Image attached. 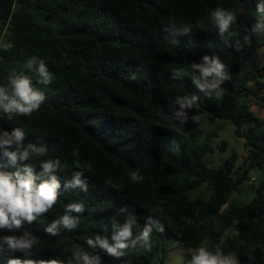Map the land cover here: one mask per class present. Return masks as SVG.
<instances>
[{"label":"trees","instance_id":"obj_1","mask_svg":"<svg viewBox=\"0 0 264 264\" xmlns=\"http://www.w3.org/2000/svg\"><path fill=\"white\" fill-rule=\"evenodd\" d=\"M259 2L0 0V43L13 45L7 51L0 48V86L9 83L12 70L22 71L45 95L30 116L8 120L0 111V129L21 127L27 133L25 144L47 148L43 156L28 161L37 174L42 161L61 162L58 202L32 224L15 233L2 230L0 236L28 231L38 237L32 255L25 257L29 259L67 264L71 249L80 245L98 253L104 264H151L160 251L159 260L164 262L165 243L155 228L151 251L129 249L118 259L86 244L95 234L111 239L113 218L123 223L133 217L135 236L151 217L189 248L210 240L213 252L219 246L225 254L235 253L242 264H264V178L256 186L252 181L255 193L248 202L231 199L255 168L264 171V118L251 104L255 99L264 105V64L255 62L264 34L252 31L254 24L264 22ZM217 7L237 15L223 36L210 20ZM173 21L177 26L192 25L191 34L178 37V44L171 43L173 38L164 31ZM198 21L204 22L203 28L196 26ZM205 55L218 56L230 77L222 84L219 99L207 97L193 84L198 73L191 64ZM34 57L45 61L50 84H40L35 67H28ZM174 72L181 78L174 79ZM177 96L198 97L189 117L201 115L199 124L189 118L181 126L166 118ZM217 119L231 121L235 134L244 138L243 162L234 152L222 165L211 167L204 157L214 152L217 133L188 139L178 131ZM226 144L217 146L222 150ZM78 170L85 172L88 191H65L64 184ZM136 170L144 179L134 183L130 173ZM203 186L211 190L209 197H193L192 192ZM70 203L84 204L82 214L72 213L80 222L51 237L46 227L64 215ZM121 208L127 211L118 212ZM10 258V253L0 254V264ZM181 264H191V258Z\"/></svg>","mask_w":264,"mask_h":264},{"label":"clouds","instance_id":"obj_2","mask_svg":"<svg viewBox=\"0 0 264 264\" xmlns=\"http://www.w3.org/2000/svg\"><path fill=\"white\" fill-rule=\"evenodd\" d=\"M257 10L264 13V0L257 4ZM237 15L234 11L217 7L211 12L210 20L217 29L219 35L223 36L236 21ZM197 27L203 28L204 22L198 21ZM173 38L171 43L178 44L180 36L190 35L192 32L191 24L177 26L172 24L164 29ZM253 33L264 34V22H257L252 27ZM11 43H0V48L7 51L12 48ZM235 47L240 50L239 41ZM29 68L35 67L39 76V83L48 85L51 83L52 76L43 59L33 58L28 63ZM191 67L198 75L194 76L193 84L199 92L207 97L220 98L224 94L222 84L230 77L226 74V66L218 56L202 57L201 62H192ZM173 78H181L180 72H174ZM9 83L0 86V111L8 120L13 116H30L34 111L39 110L45 101V95L34 84L33 81L22 71L12 70L8 77ZM198 97L177 96L170 108L171 116L167 119H174L181 126L186 125L191 119L192 123L199 124L203 119L201 115H192L190 111L194 107V101ZM27 133L21 127H14L11 131L0 129V231L7 230L15 233L24 228V225L32 224L38 216L45 215L58 202L61 194V181L57 176L60 171L61 162L57 159L42 161L41 171L36 173L35 166L28 161L35 157L43 156L48 150L44 146H37L34 143L25 144ZM6 161V163H5ZM12 167L15 171H7ZM130 179L141 182L144 176L139 170L130 173ZM80 189L88 191V180L83 170L73 173V178L64 184V190ZM85 210L83 203H70L65 209V214L49 224L45 232L51 237L60 235L61 229H74L80 222L79 215ZM126 208H121L118 212H126ZM136 220L128 217L123 223L115 218L111 224V239L105 235L95 234L94 237L87 239L86 244L91 249L99 248L106 255L120 258L129 249H144L151 251V233L153 228L163 231L159 223L153 222L149 217L143 231L138 235H133V225ZM39 243V238L23 231L22 234L0 236V254L10 253L7 264H64V261L57 259H29L25 258L32 255L33 247ZM243 243V241H241ZM69 249L65 248V252ZM22 253L23 258L15 257V253ZM254 260V257H250ZM67 264H104L103 258L95 252L85 251L80 245L71 249V257ZM191 264H241L240 259L235 253L225 254L219 246L215 251L209 250L205 246H200L192 250Z\"/></svg>","mask_w":264,"mask_h":264},{"label":"rangeland","instance_id":"obj_3","mask_svg":"<svg viewBox=\"0 0 264 264\" xmlns=\"http://www.w3.org/2000/svg\"><path fill=\"white\" fill-rule=\"evenodd\" d=\"M256 64L261 66L264 64V45L260 48L256 56ZM252 109L256 111L261 117L264 118V105L257 104L255 99L251 100ZM215 131L217 136L215 137V150L213 153H208L204 157V161L211 167H218L222 165L234 152L237 153L238 161L241 163L244 161L246 152L245 140L244 138L237 136L234 132V125L229 120L224 119H217L215 121H203L201 125L194 129V130H185L180 129L178 130L182 135H184L188 139H196L203 137L208 131ZM222 141H226V148L220 149L218 148V144L222 143ZM264 178V171L259 168H255L252 171L251 179L244 184H242L238 189L234 190L232 193V200H237L242 203L248 202L252 199L253 194L255 193V188L253 190L252 181L255 179V186L258 182ZM211 194V190L203 186L197 191L192 192L193 197H203L207 199ZM159 223L163 231L155 228L156 231L161 235L163 242L165 243V251L166 259L164 262L159 260V256L163 254L160 251L156 256L150 259L151 264H181L187 258H191L192 250L197 248H189L188 246L184 245L181 241H179L176 237L170 234L163 222L161 221H154ZM201 246H205L210 249L211 241L206 240L202 243ZM242 264V263H241Z\"/></svg>","mask_w":264,"mask_h":264}]
</instances>
